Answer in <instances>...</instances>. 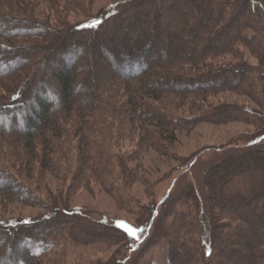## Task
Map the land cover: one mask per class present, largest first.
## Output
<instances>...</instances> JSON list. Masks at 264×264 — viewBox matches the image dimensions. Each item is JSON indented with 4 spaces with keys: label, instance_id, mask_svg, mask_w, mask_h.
Wrapping results in <instances>:
<instances>
[{
    "label": "rangeland",
    "instance_id": "1",
    "mask_svg": "<svg viewBox=\"0 0 264 264\" xmlns=\"http://www.w3.org/2000/svg\"><path fill=\"white\" fill-rule=\"evenodd\" d=\"M72 1V3H65L63 0H0V44L7 46L6 39L2 36L3 32H8L9 29L27 27L26 25H13L15 23L10 22L6 17H15L18 20L29 17L43 23V25L53 27L54 31L60 33L61 30L73 29L76 26L95 25L106 13L126 7L131 2V0H82L86 11H81L71 6L75 0ZM197 3V0L191 1L192 9ZM253 4L264 11L259 2ZM185 6L180 1L175 13ZM141 10L142 8L136 9V14L140 18L143 17ZM167 11L173 13L171 9H167ZM204 14L205 11L200 17H203ZM194 21L190 27H185L182 22L179 24L185 29L186 34L182 38L179 35L175 36L173 43L177 47L176 52L183 54L188 49L217 46V55H211L205 58L200 65L191 67L192 69L188 71L190 75L193 74L194 78H197L199 75H204L217 68L218 65L224 64L234 65L240 69L239 74H235V80L238 81L237 87L246 88L248 84L250 85L247 80L249 78L248 71L252 72L251 69L253 68L260 71L262 69V81H264V60L261 61L255 53L249 50L248 46L244 45V42H234L231 44V48L221 45L226 43L231 36H234L235 32H238L239 27H234L235 19L221 31L218 37L216 36L218 30L216 33H211L198 26L197 19ZM134 25L136 26L133 28L135 29L134 33H139L140 27L137 24ZM37 29L39 31L35 35L31 32H25L21 36L13 35L10 40L11 44H9H27L30 47H38L47 43L50 51L55 46V43L49 45L52 37L43 33L46 28L41 29L38 26ZM108 29L109 26L107 25L101 29V32H106ZM194 31L196 34L193 33ZM120 32L114 34L115 39L118 38ZM29 34L32 36H28ZM159 34L161 35H158L159 37L157 36L155 40L147 41L146 45H138V48L140 47L138 54H140L139 52L143 54V50L147 48L149 52L154 50L157 57L170 55L174 48L170 44L169 36H165L166 33L164 34V32ZM57 37L59 41L68 39V35L58 34ZM200 37H204V39L205 37L208 39L214 37L215 39L213 41L207 40V44L205 40L203 43H198ZM243 37H246L245 33H243ZM180 41L181 45H178ZM116 44L109 46L106 43L105 46H101L102 49L96 44L90 54L86 53L85 49L71 46L63 50L61 54L59 53L58 59L61 60V65L65 69L77 65L81 66L79 70H84L91 58L101 59L102 55H105L104 52L113 58L116 56V59L123 57L119 56L123 45L121 42ZM232 49L236 52H232ZM68 54L71 59L74 57L73 61L70 62L71 59ZM28 55H30L28 52L7 51L4 53L0 51V99L11 97L16 86L22 82L26 83L24 79L27 76L23 78V74L20 75L21 79L17 78L15 74L18 68L15 71L14 66L24 65L23 63L26 62L24 60L27 59L26 56L28 57ZM206 56L205 53L204 57ZM103 57L106 60L103 63L105 70H111L114 73L113 70L116 69L115 66L118 63L116 62L114 66L112 61L107 60L108 57ZM124 60V57L120 60L122 63L118 70L119 73L127 75L134 73L135 68L124 63ZM7 62L9 63L8 66H6ZM188 65L189 63H186L176 69L169 70L176 75V70L188 69ZM41 70H44V66ZM52 70L47 71L48 73L44 76L39 71L35 79L52 80ZM222 77H215V80L218 78L215 81L218 85H222L223 81L230 83L229 85H234L235 80H222ZM35 79L32 82L33 87L37 81ZM79 80L88 88L77 83L79 87H77L74 96L75 101L78 103L85 102V105L88 102L92 103L91 93L89 94V90L93 88L92 80L86 76L79 78ZM170 80L168 83L172 89L169 91L163 89L166 91L162 93L160 100L155 101L156 103L149 100L148 103L157 104V109L160 106H165L172 112L174 110L171 114L172 122L179 118L176 117L178 114H187L186 108L193 104L201 105L196 107L203 110L218 104L248 106L256 112H259L261 107L244 91L237 92L230 89L214 91L206 95L204 99H199L196 96H182V94H186L185 92L176 95L175 92L178 89L184 90L190 85L199 86L201 82L193 80L194 82L184 83ZM164 84L166 86L167 82H162V85ZM251 88L254 89L257 96H260L259 101L264 100V92L258 84L255 87L251 86ZM55 90V88L51 90L50 85L45 88V91L40 90V92H44L43 95L48 96L51 102L53 101V104L55 102L51 108L53 111L56 104H60ZM96 96L99 98L98 92H96ZM100 100L95 101L92 108L89 104L90 108L83 111V118L86 114L88 115L85 120L83 119L87 124L82 126V133L84 134L82 140H87L89 143L86 149L88 154L86 162L87 166L91 167L83 173L82 183L79 186L68 189L76 165L75 157L78 153V135H75L73 131L80 126V123L78 124L75 120L77 118L75 113H72L71 118H58L64 135L56 139V142H59L60 150L54 148L50 153L56 163L52 173L49 170H44L41 174L39 163L32 162L30 172L33 176L29 179H23L16 172L20 168L15 160V169L0 163L15 177L9 183L17 191H12L10 194L5 193L2 192L3 187L0 186V225L3 229L0 228V250L9 251L12 249V251L17 252L15 249H18V239L23 235L25 229H19L15 236L10 235L8 229L13 230V228L17 229L21 226L18 224L20 220L41 219L42 216L48 214V210L58 208L57 213H59L63 212L65 208L66 211H73L74 216L72 218L68 216L71 219L69 221L70 236L59 233L60 242H66L64 249L54 251L52 255L47 254L42 258L32 260V264H169L165 232L172 220L174 211L179 207L181 208L186 199H194V203L198 206L201 227L204 225L207 227L211 211L210 206L214 201L217 203L227 202L228 204L237 203L254 195L249 201V206L253 208L258 204L260 198H264V120L255 126L252 123L238 121L211 124L198 119L192 124L187 123L186 127L176 128L172 134L169 131L171 136L169 139L164 138L169 134L161 135V139L158 138L159 149H156L140 139L145 134L143 135L137 121L130 122L131 116H127L125 113L120 115L119 111H114V103H106L105 97L101 96ZM147 108L152 109L150 106ZM174 113L176 114L174 115ZM0 125L8 127L9 131L15 130L19 133L24 131L23 119L20 120V123L13 124L9 118L8 120L2 118ZM148 130L153 131L155 139H157L159 130L152 125H148ZM1 136L5 138L6 134L1 132ZM105 146L110 153V176L112 180L108 184L102 185L95 180V175L92 172L98 168L95 155ZM41 147L42 145H37L38 152H40ZM4 152V148L0 146V154L4 155ZM235 157H241V159L238 160ZM226 159H234L235 161L221 166L222 161ZM238 164L239 168L237 169L236 165ZM229 169L228 177L227 171ZM75 171H77V167ZM128 173V178L125 180L124 176ZM0 185H3V182ZM60 215L61 217L66 216L65 214ZM59 220L57 221L59 225L64 223V220ZM9 224L17 225L12 228ZM3 226H6L7 229L5 230ZM34 226L31 225V228ZM32 229L29 228V230ZM130 229L134 234H129ZM209 242L207 239L205 251L211 247ZM253 242L256 243V241ZM24 243L27 245L29 242L24 240ZM24 245L21 246L23 249L26 248ZM246 251L245 249V253ZM179 253L180 256L183 255L182 251ZM244 258V261H247V257L244 256ZM200 264H205L202 257Z\"/></svg>",
    "mask_w": 264,
    "mask_h": 264
},
{
    "label": "trees",
    "instance_id": "2",
    "mask_svg": "<svg viewBox=\"0 0 264 264\" xmlns=\"http://www.w3.org/2000/svg\"><path fill=\"white\" fill-rule=\"evenodd\" d=\"M180 1L182 5L186 6L175 13ZM180 1L131 0L130 4L126 5V7H121L103 15L95 25L76 26L73 29L61 30L59 31L60 33L54 31L53 27L43 25V23L32 20L29 17H24L20 20L15 17H6L10 22L15 23L13 25L19 24L26 25L27 27L9 29L8 32H3L2 36L6 39L7 46L0 44V51L4 53L7 51L28 52L30 55L26 56L27 59L24 60L26 61L23 63L24 65L14 66L15 71L18 68L15 74L17 78L21 79L20 75L23 74V78L27 76L24 79L26 83L22 82L19 86H16L11 97L8 96L3 98V100L0 99L1 120L2 118L5 120L9 118L13 124L20 123L22 119L24 120V131L21 133L15 130L9 131L8 127L0 125V133L6 134L5 138L3 136L0 137V146L5 150L4 155L0 154V158H2L0 159V163L2 162L13 169H15L14 165H19L20 169L16 170V172L23 179H29L33 176L30 172L32 170V162L39 163L41 174H43L44 170H49L52 173L56 163L50 153H52L54 148L60 150L59 142H56V139L64 135L61 131L62 127L58 118H71L72 113H75L77 115L75 120L78 124L80 123V126L73 131L75 135H78V153L75 157L76 165L74 169L75 171L77 167V171H73L68 189L79 186L82 183L81 178L83 173L91 167L87 166L86 162L88 159L86 149L89 143L87 140H82L84 138L82 137L84 135L82 133V126H86L87 123L84 120L88 115L86 114L83 118V111L88 110L90 106L92 108V104L94 105L95 101L100 100L101 96L106 98V103H114V111H119L120 115L121 113H125L127 116H131L130 122L137 121L140 124L143 135L145 134L140 139L156 149H159L158 138L160 137L161 139V135L169 134V131L172 134L176 128L186 127L187 123L192 124L198 119L211 124L238 121L252 123L255 126L264 120V100L259 101L261 99L260 96H257L254 89L251 88V86L255 87L258 84L264 92L262 69L260 71L257 68H253L251 69L252 72L248 71L249 78L247 80L248 83L250 82V85L248 84L246 88L242 86L237 87L238 81L235 78L239 74L240 69L234 65L220 64L217 68L208 71L206 74L194 78L195 76L193 74L190 75L188 71L200 65L205 58L217 55V46L209 48L202 46L200 48L188 49L186 53L179 54L176 52L177 50L175 49L177 47L173 43L175 36L179 35L182 38L186 34L185 29L179 25L181 22L184 23L185 27H190L194 24V20L197 19L198 26L204 28V30L207 29L211 33H216L218 30L219 32L216 34L218 37L221 31L235 19L234 27H239L238 32H235L234 36H231L226 43L221 45L231 48V44L234 42H244V45L248 46L249 50L255 53L262 61V59L264 60V12L259 6L254 5L252 1L259 2L264 8V0H197L198 3L196 6H193V9L191 6L192 0ZM63 2L72 3L73 1L63 0ZM71 6L81 11H86L82 0H75ZM138 8H142L141 11L144 18H140L136 14V9ZM167 9H171L173 13H169ZM203 11H205V14L203 17H200ZM134 24L140 27L139 33H134ZM107 25L109 26L108 31H106L108 34L101 32V29ZM38 26L41 29L46 28L43 33H47L49 37H52L49 45L55 43V46L50 51L47 43L38 47H30L27 44L10 45L13 35L21 36L25 32H31L35 35L39 31L37 29ZM118 31H121L120 35L118 34V38L115 39L114 34ZM160 32H164V34L166 33L165 36H169L170 44L174 48L170 55L157 57L154 50L149 52L147 48L143 50V54L141 52L138 54V50L140 49L138 45H146L147 41L155 40L158 35H161L159 34ZM193 33L196 34L195 31ZM243 33L246 34V39L243 37ZM58 34L63 36L68 35V39H61L59 41ZM28 36H32V34ZM172 37L174 38L173 40L171 39ZM73 38L74 40H72ZM81 38H83L82 41ZM214 39V37H210V39L200 37L198 43H203V40L206 43L207 40L213 41ZM120 42L123 47L119 52V56L125 58L124 63L129 66L132 65L135 68L134 73L130 75L120 74L118 71L122 63L120 60L123 57L116 59V56L113 58L107 52H104L105 55H102L101 59L91 58L84 70L82 68V70H79L81 66L77 65L65 69L61 65V60L58 59L59 53L61 54L63 50L71 46L85 49L86 53L90 54L96 44L101 48L106 43L112 46L116 43L118 45ZM179 43L178 45H181V41ZM232 52L236 51L232 49ZM205 53L206 57H204ZM103 56L105 58L108 57L107 60L112 61L114 66L116 62L118 63L115 66L117 70L115 68L113 70L114 73L111 70H105L106 68L103 63L106 60L103 59ZM68 57H70L69 54ZM73 59L74 57L70 62ZM186 63H189V68L176 70V75L169 70L176 69L178 66H183ZM8 65L9 63L7 62L6 66ZM42 66H44L43 71L41 70ZM50 69H53L51 72L53 75L52 80L44 78L35 79L39 71L44 76L48 73L47 71L50 72ZM181 71L184 72L181 74ZM83 76L89 77L92 80L91 82H93V88L91 85L92 89L89 90L92 103L88 102L86 105L84 104L85 102L78 103L74 99L77 87H79L77 83L80 86L88 88L86 84L81 83V80H79ZM215 77H222V80H235L234 85H229L230 83L226 81H223L222 85H218L215 82L218 78L215 80ZM34 79L37 81L33 87L32 82ZM170 79L173 82L185 83L194 82L195 80L196 82H201L199 86L190 85L184 88V90L178 89L175 92L176 95L185 92L186 94H182V96H196L199 99H204L206 95L214 91L230 89L237 92L244 91L257 104L259 103L261 107L258 110L259 112H256L248 106L218 104L203 110L200 107H196L201 105L193 104L191 105L192 107L186 108L188 110L187 114H178L176 117L179 118L175 122H172L173 118L171 114L174 110L172 112L165 106H160L157 109V104L152 105L148 103L149 100H153L156 103L155 101L161 99L164 91L172 89L169 86L170 83H168ZM162 82H167V85H162ZM182 84L180 85L181 87L183 86ZM48 85H50L51 90L56 89L55 93L59 97L60 104H56L54 111L51 108L55 102L53 104V101L51 102L47 95H43L44 92H40V90L45 91ZM174 90H176V87H174ZM96 92L100 95L99 98H97ZM147 106H150L152 109H148ZM17 108L19 109L17 110ZM148 125H152L159 130L157 139H155V133L148 130ZM170 134L164 136V138L169 139L171 137ZM37 145H42L41 150L39 149L40 152L36 148ZM95 159L98 161V168L92 173L95 175V180L98 183L106 185L112 180L110 176V153L106 146L98 151ZM235 159L240 160L241 157H235ZM234 161V159H226L222 161L223 164L221 163V166L234 163ZM236 167L238 169L239 164ZM227 173L229 177L230 169ZM128 175L129 173L124 176L125 180L128 178ZM14 178L13 174L9 173V170H6L0 164V183L3 182V185H0L3 187L2 192L10 194L12 191H16L9 183ZM252 197L241 202L229 204L227 202L217 203L214 201L210 206L211 211L207 227L205 225L201 227L198 217L199 210H197L198 206L194 203V199H186L181 208L179 207L174 211L172 220L165 232L167 252L170 259L169 264H200L201 257L205 260V264H264V198H260L258 204L251 208L249 201ZM57 211L58 208L48 210L46 216H42L41 219L37 220L31 218L25 221L20 220L18 224H21V226L17 229L13 228L17 224L14 226L9 224L13 228V230L8 229L9 234L12 236H15V233L21 228L25 230L23 235L18 239V249H15L17 252L12 251V249H9V251L0 250V264H32V260L42 258L47 254L52 255L54 251L64 249L66 242H60L59 233L60 235L68 234L70 236L69 221L71 219L68 216L72 218L74 213L73 211H66L65 208L63 212L57 213ZM60 214H65L66 216L61 217ZM59 219L64 220V223L59 225L57 222L60 221ZM31 225H35L32 227L33 229ZM3 227L5 230L7 229L6 226ZM0 228L2 229L1 225ZM29 228L32 230H29ZM208 231L209 233H207ZM251 238L253 239L251 240ZM207 239H209L211 247H209V250L206 248L208 251H205ZM24 240H27L29 243L24 245L26 244ZM253 241H256V243ZM22 245L27 249H23ZM245 249L247 250L246 253ZM180 251L183 252L182 256L179 255ZM244 256L247 257V261H244ZM5 260L7 262H4Z\"/></svg>",
    "mask_w": 264,
    "mask_h": 264
},
{
    "label": "snow or ice",
    "instance_id": "3",
    "mask_svg": "<svg viewBox=\"0 0 264 264\" xmlns=\"http://www.w3.org/2000/svg\"><path fill=\"white\" fill-rule=\"evenodd\" d=\"M129 234H134V232L130 229V230H129Z\"/></svg>",
    "mask_w": 264,
    "mask_h": 264
},
{
    "label": "water",
    "instance_id": "4",
    "mask_svg": "<svg viewBox=\"0 0 264 264\" xmlns=\"http://www.w3.org/2000/svg\"><path fill=\"white\" fill-rule=\"evenodd\" d=\"M253 3H255L254 1H252ZM264 12V11H263Z\"/></svg>",
    "mask_w": 264,
    "mask_h": 264
}]
</instances>
